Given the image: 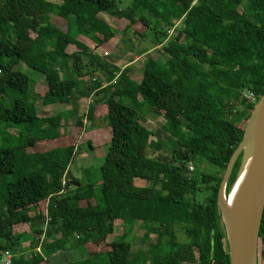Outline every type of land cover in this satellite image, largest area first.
<instances>
[{
	"label": "trees",
	"instance_id": "1",
	"mask_svg": "<svg viewBox=\"0 0 264 264\" xmlns=\"http://www.w3.org/2000/svg\"><path fill=\"white\" fill-rule=\"evenodd\" d=\"M129 1L119 10L116 0H0L2 254L14 255L29 242L31 249L40 244L42 253L26 256L28 264H40L58 251L75 253L80 264H135L140 258L141 264H229L218 215L222 178L197 170L200 161L226 169L242 141L243 126L264 95V0ZM101 13L127 20L128 27L140 22L147 31L140 36L149 38V50L158 58L147 59L139 81L129 76L128 67L120 70L102 62L97 52L79 42L102 29L97 18ZM113 35L104 33L103 40ZM72 46L76 50L71 52ZM64 58L71 61L67 76L54 69ZM14 61L44 76L43 106L101 95L97 105L80 111L90 120L98 105L104 106L111 132L98 170L99 194L88 179L89 169L81 179L70 174V157L24 166L26 149L59 137L65 112L39 117L31 78L16 70ZM96 72L105 80L83 92V79ZM157 112L164 120L168 156H153L163 142L142 123ZM81 117L76 119L80 126ZM8 127L19 128L17 135L3 131ZM240 162L241 156L226 193ZM189 165L196 172H189ZM136 180L150 186H135ZM203 191L206 196L199 197ZM154 225L169 226L165 246L157 239L146 253L133 250V233L141 226L152 229L147 241L151 233L162 236ZM179 226L182 241L175 230ZM119 228L121 239L107 243ZM95 247L99 251L92 253ZM258 252L257 261L264 263V212Z\"/></svg>",
	"mask_w": 264,
	"mask_h": 264
},
{
	"label": "rangeland",
	"instance_id": "2",
	"mask_svg": "<svg viewBox=\"0 0 264 264\" xmlns=\"http://www.w3.org/2000/svg\"><path fill=\"white\" fill-rule=\"evenodd\" d=\"M116 1L119 10H124L130 2L129 0ZM97 18L101 25L104 24L102 29H100V31H98L97 34L94 35L92 38L81 37L79 39V42L82 43L86 48L97 52V54L101 56L100 60L102 62H105L108 65H114L120 70L124 69L125 67H128V69L130 70L129 76H131L135 81H139L142 77V67L147 61V59L149 57L158 58L156 52L150 51V48L152 46L150 45L149 38L140 36L144 33L147 34V31L145 30L144 26L140 22H137L135 25L128 27L129 22L127 20L118 19L115 16L104 13L99 14ZM55 22L58 27L64 29V25L62 24V22H60L59 19L55 20ZM110 31L114 32V37L109 39L108 41H104L103 34ZM29 34L31 37H35V33L33 30H30ZM73 47L74 46L70 47L71 52L76 50V48ZM105 53L107 54L103 55ZM14 62L15 63H12V65L16 67V70L22 71L31 78V82L34 88L33 100L35 102L37 108V115L39 117H54L65 112L63 116L64 118L61 120L60 127L58 130L59 137L55 140L38 142L33 148L26 149V151L21 156L22 161L24 162V166H41L43 163L53 162L61 158L70 157L72 160V164L69 168V171L71 172L70 174L75 178L79 176H81V178H84V176L82 175L84 173V170L89 169L88 179H90L91 182L96 183V192L97 194H99L98 189L100 180L98 170L102 165L105 155L108 151L111 132L110 128L108 127L105 121L104 106L98 105L96 114H94L93 119L90 120L87 118L86 112L82 114L80 113V111L84 109L86 111L89 104L97 105L96 102L98 99H101V95H91L89 99L80 98L78 100L71 101L63 106H43L42 97L44 96V93L46 91V87L44 84V76L31 71L28 65L24 62ZM70 68L71 61L68 60V62H66V58H64L62 61L57 62L54 67V69L62 76H67L71 74ZM100 73L101 72H96L95 74H90L86 76L83 79L81 90H84L83 92H87L90 88H94L98 80L104 81V75ZM106 85V82L103 83L101 88L105 87ZM247 93L248 92H246L245 90L242 92V94ZM247 96L249 99L251 98L250 94H247ZM252 99L253 103L256 102L253 97ZM77 117L82 118L81 126L77 124ZM142 123L152 133H159V138L163 142L162 146L159 148L158 151L154 152L153 156H168L170 152L167 147L168 137L164 131L162 132L164 120L162 118L161 113H150L144 118V121H142ZM239 126L242 127V125ZM243 127L245 129L246 125ZM3 131L9 133L12 136H16L19 131V128L8 127L4 128ZM88 143H90L91 149L87 146ZM192 168V171H190V169L188 171L196 172L195 165H193ZM225 170L213 166L208 162L200 161L197 171L198 173H205L208 175L223 178ZM63 181L65 182V179ZM135 186L149 187L150 184L144 181L136 180ZM206 194L207 191H203L199 195V197H205ZM218 213V215L220 216L219 210ZM140 228L136 229L133 233V250H142L146 253L148 245H156L157 239H161L162 246H165V244L167 243V233L170 231L169 226L159 228L157 225H154V228H159L158 230L162 233V236L158 238L157 234L151 233L149 235L148 241L146 240V237L152 231V229L147 228V226H141ZM175 230L177 232L178 239L182 241L183 235L180 226L176 227ZM121 237L122 231L119 228V230H117L114 235L108 237L106 242L108 243L109 241L115 238L121 239ZM25 245L26 247L22 246L21 252L18 251L14 255L8 251L12 256V259L15 258L14 264H28L25 259H23V252H28L30 250V244ZM38 247L40 248V244L39 246H37L36 249H38ZM98 248L99 247H95L90 250L92 253H94L95 251H99ZM2 252L3 251L0 252V257H2ZM33 253L34 252L31 251L29 255ZM72 254L75 255V253ZM4 260L6 261L5 257ZM43 262L45 264L48 263L47 259ZM141 262V258L136 259L135 264H141ZM257 264L264 263L261 260H258Z\"/></svg>",
	"mask_w": 264,
	"mask_h": 264
},
{
	"label": "water",
	"instance_id": "3",
	"mask_svg": "<svg viewBox=\"0 0 264 264\" xmlns=\"http://www.w3.org/2000/svg\"><path fill=\"white\" fill-rule=\"evenodd\" d=\"M240 156L241 162L235 180L246 160L252 159L251 169L228 218L225 219L221 213L220 217L226 235L229 264H257L264 212V95L255 104L246 123L242 141L227 164L218 191L219 212L221 198L229 193L225 191L228 179Z\"/></svg>",
	"mask_w": 264,
	"mask_h": 264
},
{
	"label": "bare ground",
	"instance_id": "4",
	"mask_svg": "<svg viewBox=\"0 0 264 264\" xmlns=\"http://www.w3.org/2000/svg\"><path fill=\"white\" fill-rule=\"evenodd\" d=\"M252 165V159L246 160L244 166L242 167L237 179L234 181V183L231 186V189L227 196L221 198L220 202V213L221 215L226 219L228 218L230 212L233 209L235 200L250 172Z\"/></svg>",
	"mask_w": 264,
	"mask_h": 264
},
{
	"label": "crops",
	"instance_id": "5",
	"mask_svg": "<svg viewBox=\"0 0 264 264\" xmlns=\"http://www.w3.org/2000/svg\"><path fill=\"white\" fill-rule=\"evenodd\" d=\"M82 174V173H80ZM77 176V175H76ZM71 178V176H70ZM75 178V177H74ZM78 179H81V176L77 177ZM71 180V179H70ZM74 186H77V184H73ZM45 205H47V203H45ZM45 215V213H44ZM25 244H29V242L25 243ZM23 245L24 247H26V245ZM65 245L68 246V243L65 242ZM37 248V247H36ZM36 249H31L28 252H23L24 253V257L23 259H25L26 256H30L29 254L31 253V251L35 252ZM21 252V251H19ZM62 258V259H60ZM77 258V259H75ZM48 261L47 264H80L79 260L80 257L77 256L76 254L73 255L71 251H58L57 253H55L54 255H51L49 257H45L44 260ZM50 261V262H49ZM40 264H45L44 262L40 263Z\"/></svg>",
	"mask_w": 264,
	"mask_h": 264
},
{
	"label": "built area",
	"instance_id": "6",
	"mask_svg": "<svg viewBox=\"0 0 264 264\" xmlns=\"http://www.w3.org/2000/svg\"><path fill=\"white\" fill-rule=\"evenodd\" d=\"M106 54H107V53H106ZM106 54H103V55H106ZM118 77H119V74H116L115 77H114V80H113V83H112V84H115V83H116V80H117ZM250 99H252V95H251V98H250ZM252 100H253V99H252ZM188 169H190V171H192L193 168H192V166H188ZM63 184H64V181H63ZM36 252H37L38 254L41 253L39 247H38V249H36ZM4 257H5L6 261L4 260ZM11 258H12V256L10 255L9 252H4V253L2 254V257H1L2 263H3V264H11Z\"/></svg>",
	"mask_w": 264,
	"mask_h": 264
}]
</instances>
